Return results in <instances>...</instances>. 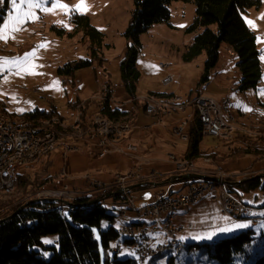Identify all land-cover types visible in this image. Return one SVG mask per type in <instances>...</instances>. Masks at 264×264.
Listing matches in <instances>:
<instances>
[{"label":"rangeland","instance_id":"rangeland-1","mask_svg":"<svg viewBox=\"0 0 264 264\" xmlns=\"http://www.w3.org/2000/svg\"><path fill=\"white\" fill-rule=\"evenodd\" d=\"M19 2L20 0H17L18 4ZM54 2L64 5L65 8L56 7L49 12L33 9L36 19L27 20L20 26L21 30L14 33L10 32L7 42L0 40V57L8 59L23 57L25 53L36 50L37 45H45L36 51L35 58H31L25 66L26 70L35 71L37 74L16 75L14 73L19 70L16 66H5L4 72L0 73V104L8 114L14 117L55 108L61 118H56L55 123H63L72 131L67 136L63 135L64 141L72 147L80 148L82 150L80 152L83 154L69 152L64 157L63 151L57 148L34 166L21 170L19 173L24 174L25 178L33 183V186L30 190H24L19 187L18 180L11 194H5L0 188V220L10 215L18 205L23 204L19 208H24L28 200L51 201L48 199H60L44 194L47 191L60 190L64 186H69L71 191L76 192L77 198L104 194L102 198L105 200L108 212L113 214H117L119 209L118 205L112 204V199L119 198V196L123 206L130 200L137 208L144 206L145 200L138 201L143 197L144 191H136L135 187L139 183L154 181L158 178L159 173L156 170H151L145 174L142 168L141 174L144 178H127L121 183L118 179L125 177L131 171L124 174H116V172H123L127 168H131L135 162L126 155L118 154L98 159L91 152L93 148L89 147L92 145L91 143L85 144L81 140L77 141L78 138L82 137V124L80 122V130H73L71 125L74 123V119L78 117L80 121L81 113L85 112L87 121L91 123L92 117L96 115L94 114L96 103L101 101L106 91L109 92L111 104L121 107L131 114L128 121L134 122L132 123V134H141L139 137L142 138H147L150 135H161L168 138L170 143L166 148L160 149L162 151L160 158L174 164L176 172L174 177L176 178L190 173L179 169L176 165L183 159L177 158L175 154L186 150L187 142L177 140L172 135V130L177 124L176 122L193 119L195 112L189 106L183 111H174L163 116L161 123L154 124L144 112L142 99L150 95L174 93V96L181 97L187 102L197 95H202L210 97L220 104H224L228 100L230 114L241 127L250 132L249 135L237 134L230 141L204 136L200 147L201 149H214V143L217 140L220 144L219 152L226 153L224 157L227 159L224 163V169L236 172L245 171L240 175V182L252 175L246 171L253 172L255 170L257 172L260 170L258 173L253 172L252 175V177H261L259 186L249 191L239 189L237 193L233 194L237 200L247 204L249 217L256 219L257 226H252L249 220L237 222L236 219L224 216L220 214L217 204H211L209 200H202L198 204L182 209L183 211L189 209L191 212L187 217V222L193 216L192 225L186 223V226L183 224L182 227L178 226L182 228L181 233L184 231V235L189 239H184L177 246L172 247L169 251L159 253L155 258L147 259L143 264H167L170 257H173V264H217L211 256L215 244L249 230L254 231V234L247 257L245 260L236 257L234 262L235 264H253L257 258L264 254V215L260 214L264 213V158H256L257 155L253 153L255 147L264 146V133L262 135L260 133V126L264 125V95H261V92H264V18H262L264 17V0H262L259 9H248L242 15L249 29L255 35H261L256 42L262 75L256 89L245 92H240L237 89L240 73L236 67V58L229 54L225 44L220 47L218 62L211 70L208 80H203L205 53L190 62L183 60V55L194 36V34L187 32V28L195 18V6L191 3L177 1L172 2L169 6L171 13L169 24H154L139 37L140 46L135 66L140 77L135 85V102H132L133 98L124 88L119 70L126 48L132 44V41L126 38L125 32L134 10V1L54 0ZM47 7L51 8L52 6L49 4ZM20 10L27 11V5H23ZM0 12H2L0 28H3L9 15H17L12 10L10 0H4V3L0 4ZM74 13L87 16L90 24L103 35L100 47L93 44L89 37L84 36L81 31L76 30L71 18ZM247 21H251L253 26H250ZM77 60H88L90 66L77 70L74 78L58 74V69L67 62ZM33 65H39V67L33 68ZM162 65L167 68L162 69ZM9 68H11V72H9ZM167 75L173 76V82H164ZM5 76H7V82L4 80ZM54 81L56 82L55 87L53 86ZM77 101L80 104L77 103L72 108L71 104ZM86 102L91 103L90 107L83 105ZM245 108L251 110L245 111ZM143 126H149L151 130L144 131L141 129ZM133 137L135 141L136 137ZM85 154L90 156H85ZM171 154L175 156L174 161L167 157ZM203 157L205 163L211 162L210 159ZM90 158L92 162H90ZM135 160L140 162L142 158L137 155ZM195 163L200 165L201 160L196 159ZM192 164L196 171L194 174L200 176L205 173L198 171L193 162ZM13 170L18 172L19 169L15 166ZM152 172H156V174L150 176ZM99 173L105 175L106 179L113 180L103 182V180L97 179ZM219 173L223 174L224 172L219 169L214 172V174ZM86 174L93 175L95 177L93 179L99 184L93 188H87ZM224 174L226 180L227 175ZM46 175L52 176V182L42 187H36V178ZM212 175L209 174L208 178H212ZM160 190L162 189H156L154 194ZM175 190L184 192V187L179 185ZM65 201L72 204V200ZM203 205H206L205 207L208 209L206 210L204 207L203 210H200ZM64 207L66 208V206ZM178 215L175 217V221L182 216ZM202 219H206L203 225L200 223ZM141 220L142 217L137 216L135 212L126 211V218L122 223L136 224ZM153 220L158 223L161 221L160 218L149 219L148 223ZM237 223L246 224L247 227L234 228L233 225ZM120 225L116 221L115 227L117 229ZM221 229L231 230L221 231ZM260 232L263 233V236H260ZM209 235L210 238H206ZM150 238H154V235L149 234L148 239L150 240ZM155 238H160L163 244H168V239L163 232L157 234ZM57 239V235H48L42 237L41 242L45 246H55ZM189 240L190 243H188ZM190 245L193 247L188 248ZM37 249L40 250V248ZM43 255L48 258L51 251H44ZM137 256L134 248H126L120 244L119 258L136 260Z\"/></svg>","mask_w":264,"mask_h":264},{"label":"trees","instance_id":"trees-1","mask_svg":"<svg viewBox=\"0 0 264 264\" xmlns=\"http://www.w3.org/2000/svg\"><path fill=\"white\" fill-rule=\"evenodd\" d=\"M133 1L134 10L125 32L126 38L130 39L132 44L127 46L119 69L122 84L129 96L133 98L132 102L136 101L135 85L140 77L135 66L140 46L139 37L154 24H169L171 18L169 6L177 1L191 3L195 6V18L187 28V32L194 36L183 55V60L190 62L205 53L203 80H208L211 70L218 62L220 47L225 44L233 52L236 67L240 73L237 89L245 92L258 87L262 74L257 36L249 29L242 15L248 9H259L262 0ZM71 18L77 31L89 37L93 44L101 46L103 35L90 24L87 16L74 13ZM1 21L2 12H0V23ZM88 66H90L88 60L70 61L58 69V74L74 78L77 70ZM77 103L80 104L77 101L71 104V107L74 108ZM90 104L86 102L83 105L90 107ZM96 104L94 114H99L113 122L128 121L130 117L129 112L111 104L107 91L101 101ZM0 107L5 110L1 104ZM20 118L31 122L38 132L44 128L55 133L62 132L64 136L72 133L69 128L62 129L58 124L51 123V125L43 126L45 123L50 124L54 118L61 119L55 108L49 111L26 113ZM80 122L82 124V137L80 138L87 141L86 131L90 127V122L87 121L85 112L81 113ZM260 133L261 135L264 133V127ZM187 134V148L183 160L190 162L201 156L200 144L204 137L196 113L193 119L189 120ZM253 153L259 158H264V146L255 147ZM17 176L19 187L30 190L33 183L28 181L22 173H17ZM245 179L236 184L226 183V189L231 194H235L239 189L249 191L261 183L259 176ZM35 182L36 187H42L52 182V176L38 177ZM102 197L104 194L94 197L90 195L78 197L72 201L71 207L66 208L65 216H60L56 211L58 207L66 206L59 202L28 200L25 203L27 205L20 210L19 207L23 204L18 205L10 215L0 220V264H137L134 259L119 258L120 244L136 250L141 243L119 234L115 227L116 215L108 212V207ZM253 234L254 231L249 230L217 242L211 255L212 258L217 264H235L236 257L245 260L252 246ZM48 235H57L55 246L42 244L41 238ZM260 236H263L262 232ZM192 247L193 245H190L188 248ZM44 251H51V255L45 258ZM173 263V257H170L167 264ZM253 264H264V254Z\"/></svg>","mask_w":264,"mask_h":264},{"label":"built area","instance_id":"built-area-1","mask_svg":"<svg viewBox=\"0 0 264 264\" xmlns=\"http://www.w3.org/2000/svg\"><path fill=\"white\" fill-rule=\"evenodd\" d=\"M161 67L162 69L167 68L165 65H162ZM173 79L172 75H167L164 82L171 83L173 82ZM143 105L152 106V103ZM161 106L169 107V114L174 111H183L187 107L191 106L194 112L198 115L203 136L208 137L210 135H218L221 130H230V128L224 124V116H232L228 110V100L224 104H220L210 97L197 95L194 102H184L181 97L167 96V104ZM163 116L166 115H160V121H158V123L162 122ZM75 121L76 118L74 119V122ZM188 123L189 120H183L172 130V133L180 134L185 142L188 140ZM92 124H100V132H91L90 127L87 142L92 144L91 147H93L94 155L98 159L112 154L126 155L132 159L137 157L136 146L127 144L123 147L119 144V142L128 137L131 131L123 128L110 130L104 122H98L97 114L95 115V119L92 120ZM35 135V128L11 130L8 128V122L0 118V170L1 166H8V177H4V183H9V172L11 171L12 166H15L16 163H23L24 167L28 163H34L33 140ZM57 147H61L64 157H66V154L71 151H77L69 147ZM46 149L47 142L45 146H42V150ZM170 160L174 161L173 159ZM176 165L179 169L184 170L185 172L190 174L195 173L194 166L192 164L191 168H184V165H180L178 163H176ZM141 170L142 165L140 164L135 171H131L125 177L118 179V181L123 183L125 179L133 177L136 179H142L144 176L141 174ZM155 174L156 172H152L150 176H154ZM224 175V173L212 175V178L221 181L220 189H213L211 187L194 184L190 185L185 193H171L169 189H162L150 196L145 205L139 208H137L130 200L128 203L124 204L121 209H119L125 215L126 211H133L137 214V216L142 217V219H148L154 218V215L168 214V222L157 224L155 228H146L143 224H139V226L121 224L124 236L148 238L149 234L156 235L163 232L168 240L178 241L176 235L182 232V228L174 225L172 219L174 215L180 211V205L189 204L190 207L199 202L206 195H208L211 200L219 206V210L222 215L227 216V214H225V207H232L238 208V216H235V218L232 219H247L248 207L241 201L237 200L233 194L226 189ZM200 176L202 178L209 177V174L204 173V175ZM85 178L88 185L87 188L89 189L99 184L93 179L95 178L93 175L86 174ZM68 187L69 186H64L60 190L47 191L44 195L72 201L77 199V193L71 191L70 187ZM115 202L116 204H123L120 202V196L119 198H115ZM56 211L60 216H65L67 213L64 206L58 207ZM247 220L253 221L254 219ZM160 245L163 244H159L155 247H150L148 243L146 245H140L137 247L136 252L141 254L145 262L148 255L158 253Z\"/></svg>","mask_w":264,"mask_h":264},{"label":"bare ground","instance_id":"bare-ground-1","mask_svg":"<svg viewBox=\"0 0 264 264\" xmlns=\"http://www.w3.org/2000/svg\"><path fill=\"white\" fill-rule=\"evenodd\" d=\"M257 38H260L261 35L258 34L256 35ZM231 56H233L232 51H228ZM171 97H178V96H171ZM194 97L190 101L187 102H194ZM143 100V104H149L152 103V106L149 105H143L144 107V112L147 115L154 116L157 119V122L160 121V115H168L169 114V107L166 106H161V105H166L167 104V96H152L150 95L149 97H146ZM184 101V99H183ZM186 102V101H184ZM0 118L4 119L6 122H8V128L11 130H20V129H33L35 126L29 122L28 120L20 117H11L10 114H8L3 108L0 107ZM98 122H104L105 125L110 129V130H117L118 128H123L125 130L131 131L133 128V124L130 123L129 121H122V122H113L109 120L108 118H105L99 114H97ZM95 119V116L92 118V120ZM92 120L90 123L91 127V132H100V124H92ZM56 118L52 119V121L49 123H45V125H51V123H55ZM58 122V121H57ZM224 124L227 125L230 130H221L218 135H210L208 137H211L213 139H224V140H231L233 137L237 134L240 135H249L250 132L249 130L244 129L243 127L240 126V124L234 119L232 116H224ZM62 129H66L67 126L64 125L63 123L58 124ZM90 127L86 131V139L88 141V131H90ZM71 128L73 130H80V121L78 117H76V121L71 125ZM36 135L33 140V148H34V163H28L25 167L23 163H16L15 166L19 169L18 172H15L13 168L15 166H12L11 171L9 172V183H4V177H8V166H1L0 170V188L5 194H11L18 182V176L17 173H19L21 170L26 169L28 167H32L35 164H37L43 157L49 156L52 151L55 149L61 147L57 146H64V147H69L74 150H79L78 147L71 146L69 143H66L63 138L62 132L55 133L53 131L46 130L44 128L40 129L38 132L37 129L35 128ZM172 135L179 141H183V137H181L180 134L177 133H172ZM47 142V149L42 150V146H45ZM169 159L175 160L174 155H167ZM182 162H178L180 165H184V168H191L192 162L190 161H184L181 160ZM193 165V164H192ZM196 172V171H195ZM201 175H204L201 174ZM208 177H203L202 181L199 183H196L194 185H202L206 187H211L213 189H220L221 188V181L215 180L212 178L211 180H207ZM189 204H182L180 205V210L184 208H188ZM225 214H227V217L230 218H235V216H238V208H232V207H225ZM115 220L119 222L120 224H123L122 221L125 220L126 215L122 213L120 210H118L117 214H115ZM164 215V219L161 221V223H167L168 222V214H160V215H154V218H148V219H156V218H161ZM145 219V220H148ZM247 219H254L249 217V213L247 212ZM252 226L257 225L256 219L253 221H250ZM130 226H139V224H130ZM156 225L152 226H145L146 228H155ZM118 232L121 236L126 237L128 239H132L134 241H138L141 244L140 245H146L147 242V237H132V236H124V232L122 231V225L118 228ZM179 244L178 241L175 240H168V244H163L160 245L158 248V253L155 254H150L147 256V259L150 260L152 258H155L156 255L163 251H169L172 247L177 246ZM137 263L138 264H143L144 263V258L141 256L140 253H137Z\"/></svg>","mask_w":264,"mask_h":264},{"label":"crops","instance_id":"crops-1","mask_svg":"<svg viewBox=\"0 0 264 264\" xmlns=\"http://www.w3.org/2000/svg\"><path fill=\"white\" fill-rule=\"evenodd\" d=\"M227 50L231 51L229 48H227ZM174 95H175L174 93H171V94L163 93V94L158 95V97H160V96H162V97L163 96H174ZM147 116H149V118L151 119L152 123L159 124L157 122L156 117L150 116V115H147ZM181 121H183V120H180L179 122H176L177 124L175 123L176 124L175 127ZM132 123H134V122H132ZM259 126H260V124H259ZM263 127H264V125L260 126V130ZM135 128H136V126H135ZM141 129H144V131L145 130H147V131L151 130L149 126H143V128H141ZM132 131H133V128H132L131 132L129 133L128 137L125 140L119 142V144L121 146H123V147L126 146L127 144H131V145L136 146L137 147V155L140 158H142V161L139 162V161H136L135 159H132L130 157L135 162V164H133V166L131 168H127L123 172H116V174L128 173V172L136 169V167L138 165H140V164L142 165L143 173H145V174L149 173L151 170H156L159 173L158 178L154 179V181L149 180V181L144 182V183H139L138 186L135 187L136 191H138V190L144 191L143 192L144 193L143 197H141L138 201H144L145 200V202H146L147 199L150 196H152L154 194V192L156 191V189H158V188H160V189H169L171 193H185L190 185L196 184V183H199V182L202 181V179H198V180H195V181H184V180H179V179L174 177V174H176L174 164L170 163V162H167L164 159L160 158V155L162 154V151L160 149L163 148V147L166 148V146L170 143L168 138H165L164 136H161V135H156V136L155 135H150L147 138H142V137H139V135H141V134H138V133L132 134ZM133 136L136 137L135 141L133 139L134 138ZM171 138H173V137H171ZM78 139L83 141V143L87 142V141H84V140H82L80 138H78ZM219 145H220L219 142L216 140V142L214 143V149H212V148H210V149H201V147H200L201 156L199 158H197V159L201 160V164L200 165H196V163H195L196 159L192 160L191 162L194 163V165H195V167H196V169L198 171H203V172L208 173V174H214V172L217 169H219V170L223 171L224 173H226V175H227V179L225 180L226 183L229 182V183H232V184H236V183L240 182V179H241L240 175H242V173H244L245 171L236 172V171H232V170H229V169L225 170L224 169V165H225L224 163H225V160L227 158L224 157V156L226 155V153H220L219 152ZM89 147L92 148L91 146H89ZM173 148L175 149V147H173ZM78 149L79 150H77V151H71V152L78 153V152L82 151V150H80V148H78ZM87 152H89L88 149H87ZM91 152L94 153L93 148H92ZM80 153H82V152H80ZM184 153H185V150L183 152H178V154L177 155L175 154V156L177 158H179V159H183ZM85 156L89 157L90 155L85 154ZM203 156L206 157L205 159H210L211 162L210 163H205L204 160H203V158H204ZM256 158H258V157H256ZM95 159H97V158H95ZM90 160H91L90 162H92L91 158H90ZM253 172L254 173H258V172H260V170H258L257 172H255V170H253ZM253 172L246 171V173L252 174V175H253ZM252 175L251 176L249 175V178L252 177ZM98 178L103 180V182H110V181L113 180V179H111V180L106 179V176L105 175L103 176V174H101V173H99L97 179ZM179 185H182L184 187V192L180 191V190L179 191L175 190V188L177 186H179ZM202 200H209L211 204H216V203H214L211 200V198L208 195L204 196L199 202H201ZM199 202H197L196 204H198ZM112 204L113 205H118V209H121L123 207L122 204H116L114 198L112 199ZM205 206L206 205L201 206L200 210H203ZM66 208H69V206H66ZM205 209L207 210L208 208L205 207ZM189 211H190L189 209L187 211H183V210L178 211L174 215V217L172 219L173 224L177 225V226H181L182 224L185 225L186 223L192 225L191 221L193 219V216H192V218L190 217V221L187 222V217H188V215L191 214V212H189ZM177 215L178 216L182 215V216H180L181 219L178 217L176 219V221H175V217ZM207 216L209 218V214ZM160 219L162 221L164 219V215ZM148 220L142 219L141 221H138L137 223H141V224H143L145 226H152V225H157V224L161 223V221L158 223L155 220L150 221L148 223ZM243 220H247V219H241V220H236V221L238 222V221H243ZM204 221H206V219L205 220L202 219V221L200 220V223H202V225H203ZM184 233L185 232L183 231V233L176 235V238H177L179 244L182 241H184V239H186V238L189 239L186 235H184ZM156 235H154V238H150L151 241L148 238H147L148 240H146V242L152 247H155V246H157L159 244H163V242L160 240V238H157V239L155 238ZM181 237H183V239H180ZM188 243H190V240L188 241Z\"/></svg>","mask_w":264,"mask_h":264},{"label":"snow or ice","instance_id":"snow-or-ice-1","mask_svg":"<svg viewBox=\"0 0 264 264\" xmlns=\"http://www.w3.org/2000/svg\"><path fill=\"white\" fill-rule=\"evenodd\" d=\"M11 5H12V10L13 12H16L17 15L12 16L9 15L7 21L4 23L3 28H0V40H4L5 42H7L8 34L14 33L16 31L21 30V25H23L27 20H34L37 17L34 16L33 13V9H41L44 12H49L52 9L59 7L61 9H64L65 6L62 4H58L56 2H54V0H20L19 4L17 3V0H10ZM4 0H0V4H3ZM27 5V11H21V7L23 5ZM51 4V8L47 7V5ZM264 18V17H262ZM247 23L250 26L252 25L251 21H247ZM45 47V45H37L36 50H33L32 52L29 53H25L23 57H14L11 59L8 58H2L0 57V73L4 72L5 66L8 65H14L16 66L19 70L17 72H15L14 74L16 75H24V74H31V75H35L37 74L35 71H28L26 70L25 66L27 65V63L29 62V60L31 58H35L36 56V51L39 48ZM33 68L35 67H39V65H33ZM9 72H11V68L8 69ZM5 82H7V76L4 77ZM53 86H56V82H53ZM261 95H264V92H261ZM251 109H247L245 108V111H250ZM261 215H264V213H260ZM234 228H244L247 227L246 224H234L233 225ZM227 230H231V229H221V231H227ZM211 235V234H210ZM206 237V238H210ZM180 239H183V237H181Z\"/></svg>","mask_w":264,"mask_h":264},{"label":"water","instance_id":"water-1","mask_svg":"<svg viewBox=\"0 0 264 264\" xmlns=\"http://www.w3.org/2000/svg\"><path fill=\"white\" fill-rule=\"evenodd\" d=\"M177 179H182V180H184V181H195V180H198V179H202V177L201 176H199V175H196V174H186V175H181V176H178V177H176ZM212 178H207V180H211ZM245 181V180H244ZM48 200H51V201H56V202H61L62 204H65L66 206H69V207H71L72 206V204L71 203H69V202H67V201H65V200H61V199H48ZM20 209H22V207L21 208H19V210Z\"/></svg>","mask_w":264,"mask_h":264}]
</instances>
